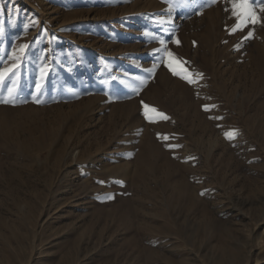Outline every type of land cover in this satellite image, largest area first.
Here are the masks:
<instances>
[{"label":"rangeland","instance_id":"374dc122","mask_svg":"<svg viewBox=\"0 0 264 264\" xmlns=\"http://www.w3.org/2000/svg\"><path fill=\"white\" fill-rule=\"evenodd\" d=\"M236 23L0 0V264H264V22Z\"/></svg>","mask_w":264,"mask_h":264},{"label":"snow or ice","instance_id":"6c2138e0","mask_svg":"<svg viewBox=\"0 0 264 264\" xmlns=\"http://www.w3.org/2000/svg\"><path fill=\"white\" fill-rule=\"evenodd\" d=\"M215 2V0H213ZM255 4H258V7L261 11H264V0H231V7H232V14L236 17L237 23L233 27L232 31H242L244 28L248 27L249 25L255 26L257 23L264 22L258 16L257 11L254 7ZM253 37V30H250L245 37V39H250ZM171 66V65H170ZM10 71V69L5 70ZM202 76V74H197ZM4 78L3 74L0 73V80ZM185 79L189 80L190 83L194 82L190 79L189 76H184ZM12 90L9 89V95L11 96ZM2 103H13L14 101L11 99L0 100ZM38 103L40 101H37ZM147 107V105L145 106ZM153 111H155L153 109ZM163 116V114H160ZM164 119H167L166 116H163ZM236 134V130H233L232 133L226 134L229 135L230 138ZM166 138V137H165Z\"/></svg>","mask_w":264,"mask_h":264},{"label":"bare ground","instance_id":"6f19581e","mask_svg":"<svg viewBox=\"0 0 264 264\" xmlns=\"http://www.w3.org/2000/svg\"><path fill=\"white\" fill-rule=\"evenodd\" d=\"M263 37V36H262ZM213 41H214V39H213ZM262 42V41H261Z\"/></svg>","mask_w":264,"mask_h":264}]
</instances>
